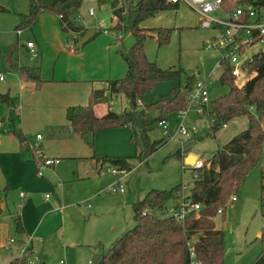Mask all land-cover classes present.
I'll return each mask as SVG.
<instances>
[{"label": "rangeland", "instance_id": "obj_1", "mask_svg": "<svg viewBox=\"0 0 264 264\" xmlns=\"http://www.w3.org/2000/svg\"><path fill=\"white\" fill-rule=\"evenodd\" d=\"M135 3L136 0H132L133 7ZM29 8V0H0V73L6 77V83H0V90L11 83L12 66L39 67L42 80L51 84V92L66 94L75 91V94H70L71 97L77 98V106L85 107L92 83L96 87H103L105 85L102 82L120 80L126 76L127 64L122 51L130 50L135 44V37L130 29L124 31L123 23L114 16L111 1L100 4L99 0H83L78 11L70 16L69 20L75 27L96 32L86 44L84 38H78L77 47L80 50L73 56H70L69 51L76 45L70 40V35L62 30L60 21L54 14L44 12L35 27H23L20 14H27ZM91 9L95 12L93 17L89 16ZM116 10L122 17L128 11L126 3L118 2ZM103 25L110 30L109 35H105L100 29ZM140 27L148 34L144 43L148 60L161 69L174 68L181 71L179 81L157 83L154 92L146 96L147 103L168 101L171 91L184 87L189 78H193L194 83L209 79L208 109L213 101L228 94V87L220 81L221 71L214 72L225 53L207 50L215 31L202 27L195 11L186 6L161 11L155 17L143 21ZM20 29L21 35H18ZM157 29L171 30L169 42L162 47L158 45ZM119 34L123 36L118 38L116 35ZM29 42L32 43L35 54L28 49ZM262 52L264 45H255L247 49L241 60H249ZM111 106L115 112H124L130 108V103L125 95H121L114 98ZM181 122L182 116L178 112L170 115L167 135L155 124L148 134V142L139 135L136 140L138 145L132 140L131 130L121 127L99 132L94 138L90 136L84 140L77 136L69 140L64 145L66 157L61 162L62 165L70 163L71 167H77V172L85 158H127L134 170L129 174L114 175L112 170L116 167L105 162L103 166L99 164L101 178L77 181L80 184L77 185V203L74 206H77L78 215L72 213L65 217L67 234L77 235L79 232L81 236H87L93 227L88 221L91 219L89 213L95 214L99 221L97 224L94 220L95 227L98 225L103 230L112 225H119L123 232L128 228L133 229L135 221L130 211L132 204L142 201L152 190L170 191L180 185L191 186L195 173L193 165L186 160L190 158L195 162L200 159L207 163L222 146L248 127V118L241 117L214 133L211 131L208 114L199 113L195 109L189 110L184 119L189 130L185 136L177 132ZM193 127H196V131H192ZM36 134L41 135L42 149L48 154L45 133H34V137ZM36 141L35 138L31 144ZM148 144L156 145V151L145 160H139L142 152L147 151ZM187 145L190 146L184 149ZM62 146L54 144L49 149L61 150ZM178 154H182L181 160L177 157ZM262 172L264 173V147L260 162L250 170L246 181L235 194L237 200L226 206L224 215L218 214L215 218L216 228L224 238L225 264H256L264 253V241L261 240L264 227V210H261ZM101 184L105 185L103 191H97L101 196L95 202L86 200L87 194ZM19 195L20 191L17 192L18 197ZM48 195L52 196V193L41 192L36 199L37 205H42ZM6 198L7 207L0 213V264H10L11 260L20 257L18 251L9 248L8 240H16L22 235L18 233L16 224L20 217L21 202L13 192L8 191ZM103 201L107 204L102 205V212L97 215L95 206ZM171 204H168L167 213ZM80 205L84 207L78 208ZM88 205L91 206L90 209L87 208ZM62 235L63 229L57 227L51 230L46 242H35L37 264H59L62 260L67 264H92L94 257L100 253L98 245L81 247L77 244L72 246L71 241L59 242L57 238ZM115 238L102 244L109 248Z\"/></svg>", "mask_w": 264, "mask_h": 264}, {"label": "trees", "instance_id": "obj_2", "mask_svg": "<svg viewBox=\"0 0 264 264\" xmlns=\"http://www.w3.org/2000/svg\"><path fill=\"white\" fill-rule=\"evenodd\" d=\"M83 0H29L30 10L22 16L24 28L32 29L44 12H50L60 20L62 29L77 36L83 29L70 22ZM112 2L114 16L123 23L124 31L131 30L135 44L128 51H122L127 64V74L120 80H108L102 88L91 92L85 107H72L67 110V119L75 131L85 136L96 135L112 128H129L136 145L139 135L148 142V134L153 126L162 119L187 107L188 96L194 86L189 78L184 87L174 88L169 100L146 102V96L153 93L156 84L162 81H179L181 71L174 68L161 69L146 56L144 43L148 34L140 24L165 10H177L168 0H99L100 4ZM127 5V13L119 16L117 3ZM118 15V16H117ZM124 16V17H123ZM159 47L170 40L171 30L157 29ZM23 81L42 82L38 68H19ZM248 78L242 86L232 76L228 62L223 64L220 81L229 92L226 96L213 101L209 109L205 108L211 120V131L216 133L236 118L247 117L248 127L222 146L218 152L196 172L189 191L194 204L202 206L199 212H193L184 221L172 217L159 216L171 202L177 203V193L182 185L170 190H152L147 196L133 205L135 227L123 233L109 248H102L92 264H190L189 247L192 243L202 264H225V246L222 232L217 230L215 218L220 209L225 213L226 206L246 181L251 169L261 160L264 147V52L255 54L245 64ZM125 95L130 108L122 113L112 111L114 98ZM5 95L0 100L6 101ZM106 108V109H105ZM105 109V110H104ZM147 151L139 156L145 160L156 151V145L148 144ZM177 157L181 158V154ZM102 163L110 162L116 168L131 172L127 158H97ZM261 210H264V173L262 172ZM0 190V213L3 202ZM152 215H143L145 212ZM17 229L22 232L21 222L16 221ZM264 241V227L261 231ZM10 264H27L26 258H17ZM256 264H264V253Z\"/></svg>", "mask_w": 264, "mask_h": 264}, {"label": "crops", "instance_id": "obj_3", "mask_svg": "<svg viewBox=\"0 0 264 264\" xmlns=\"http://www.w3.org/2000/svg\"><path fill=\"white\" fill-rule=\"evenodd\" d=\"M23 15L25 14H20L21 19ZM82 29V33L78 36L71 32H65L62 29L66 34L70 35V40H72V42L76 45L73 50L70 49V56L75 55L77 51L80 50V48L77 47L78 38H84L86 44L96 34L94 30L87 28ZM21 31L22 29L18 30V35H21ZM23 67L24 66H12V74L10 75L11 83L4 86V88L0 90V95L8 97L6 101L0 100V117L3 121V126L0 130V190L3 192L1 212L7 207L8 200L6 197L8 191L13 192L16 199L18 198L21 202L19 204L20 217L18 219L21 222L22 232L18 229L17 230L18 233H22V235L21 237L15 238L17 246L28 243L31 239L30 248L34 251L35 242L40 244L44 243V241L46 242L49 238L51 230L60 227L63 229V235L61 238H57L59 242L71 241L70 243H72V246L77 244V246L81 247L85 245H98L97 247L101 252L102 248H105V245L102 244L103 242L108 239H111L110 241H112L115 237L116 241L123 233L128 231L129 228L123 232L119 225H112L109 229L103 230L98 225L95 227V223L93 222L98 219L94 216L95 214L89 213V217H91V219L88 221L93 227L90 231H88L87 236H85L86 234L81 236L79 232L77 235L72 233L67 234V220L65 217L72 213L78 215V210L76 209L77 206H74L77 203V185L80 184H77V181L82 182L87 179L98 180L102 177L100 172L101 167L99 168V164L101 163L103 166L105 163H102L95 158H85L82 159L84 162L80 163L81 167H79L77 172V167H71L70 163L62 165L61 162L62 159L66 157L67 151L65 150L66 147L64 145H66L69 140L77 138V136L86 140L90 136L94 138L95 135H79L75 131L72 123L67 119V110L69 108L81 107L77 106V98L71 97L70 95L75 94V91H70L66 94H57L50 91L49 87L51 84L49 81H23L17 70ZM36 68L41 70L39 67ZM0 83H6L5 76L4 80L0 81ZM102 83L105 85V82ZM95 88L102 87H96L94 83H92L91 92ZM91 92L88 98V103ZM112 111L115 112L113 110V106ZM38 132L45 133V144L47 145V151L49 152L47 154L42 149L41 141L39 142L40 150L44 153V155L47 154L49 156L48 157L46 155L48 158L60 160L59 164L53 167H47L48 169H44L43 175H39L37 173V163L35 161L34 152L31 150V141L35 138L37 140V136L40 135L36 134V137H34V133ZM54 144H61L63 145V148H61V150H50L49 146ZM189 146L190 145L185 146L184 149H187ZM186 161L187 163H194V161L190 158ZM142 162L143 161H141V163ZM133 170L134 169L132 168V171ZM129 173L130 172L127 174ZM104 188V184L99 185L97 189H94L92 192L87 194L88 198H86V200L88 199L95 202L96 198L101 196L97 193L103 191ZM18 191H20L19 197L17 196ZM43 191L51 192L52 196H46L47 200L43 201L42 205H37L36 199ZM22 193H24V197L21 196ZM80 200L81 199L79 198L78 201ZM104 203L106 202H99L95 206L97 211L95 213L97 215L102 212V205ZM171 203L170 209L177 205L176 202ZM134 204H132L130 210L132 218V208ZM83 207V205H80L78 208ZM87 208L90 209L91 206L88 205ZM116 210L118 211L117 208ZM97 222V224H99V221ZM1 226L3 228L4 224ZM79 231H81V229ZM115 241H113L112 244ZM13 249L16 250L15 248ZM17 258L11 260L10 263ZM46 263L47 262L44 264Z\"/></svg>", "mask_w": 264, "mask_h": 264}, {"label": "built area", "instance_id": "obj_4", "mask_svg": "<svg viewBox=\"0 0 264 264\" xmlns=\"http://www.w3.org/2000/svg\"><path fill=\"white\" fill-rule=\"evenodd\" d=\"M168 2L175 6H186L195 11L199 16V22L202 27L213 29L215 35L209 41L207 50L218 53H225L222 61L216 65L215 70L223 72L224 62H228L230 71L237 82L241 79H247L248 75L245 71V64L249 60L242 61L248 48L255 45H264V0H168ZM127 12H125L126 14ZM89 16H95L93 9L89 11ZM105 35H109V29L101 26ZM121 38L123 34L116 35ZM32 54H35L32 43L28 44ZM73 50V48H72ZM4 80V76L0 74V81ZM209 79L205 81H198L194 84L191 93L188 96L187 107L180 110L178 113L182 116V122L178 126V133L185 136L189 133L188 128L184 124V119L187 112L191 109L197 110L199 113H205V108L209 105ZM159 128L162 129L163 134H168V120L162 119L157 122ZM3 121L0 117V130L2 129ZM196 131V127L192 128ZM42 140L41 135L37 136V142L31 145L34 152L35 161L37 163V173L43 175V170L47 167H53L59 164V159L48 158L40 150L39 142ZM206 162L197 159L193 163L194 176L196 172L205 166ZM113 174H127V171L114 169ZM191 186H184L177 193V205L169 210H162L158 215L161 217H172L177 221L184 222L193 212H199L202 208L200 204H194L189 197ZM121 192L123 188L121 186ZM24 197V193L21 194ZM49 197V196H47ZM237 199L233 197L231 202ZM218 214L222 215L223 210L220 209ZM143 215H152L151 212H145ZM30 241L21 246H17L16 240L10 239L8 242L9 248H15L20 254L21 259L26 258L27 264H37L38 256L35 251L30 248ZM190 264H202L199 260L196 249L192 243L188 244ZM59 264H67L64 260Z\"/></svg>", "mask_w": 264, "mask_h": 264}, {"label": "water", "instance_id": "obj_5", "mask_svg": "<svg viewBox=\"0 0 264 264\" xmlns=\"http://www.w3.org/2000/svg\"><path fill=\"white\" fill-rule=\"evenodd\" d=\"M244 81H245V79H241V80H239L238 83H237L238 86H242L243 83H244ZM189 164L193 165V162H191V163H189Z\"/></svg>", "mask_w": 264, "mask_h": 264}]
</instances>
